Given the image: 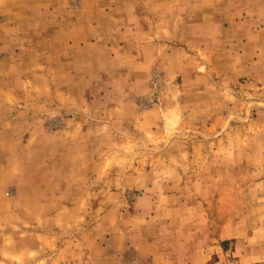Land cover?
<instances>
[{"label":"rangeland","instance_id":"rangeland-1","mask_svg":"<svg viewBox=\"0 0 264 264\" xmlns=\"http://www.w3.org/2000/svg\"><path fill=\"white\" fill-rule=\"evenodd\" d=\"M0 264H264V0H0Z\"/></svg>","mask_w":264,"mask_h":264}]
</instances>
